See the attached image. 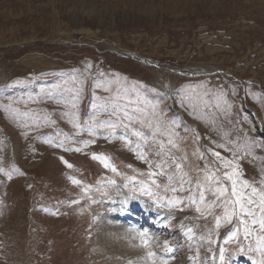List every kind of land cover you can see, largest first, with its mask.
Instances as JSON below:
<instances>
[{"label":"rangeland","instance_id":"rangeland-1","mask_svg":"<svg viewBox=\"0 0 264 264\" xmlns=\"http://www.w3.org/2000/svg\"><path fill=\"white\" fill-rule=\"evenodd\" d=\"M0 170V264H259L264 0H0Z\"/></svg>","mask_w":264,"mask_h":264},{"label":"bare ground","instance_id":"bare-ground-1","mask_svg":"<svg viewBox=\"0 0 264 264\" xmlns=\"http://www.w3.org/2000/svg\"><path fill=\"white\" fill-rule=\"evenodd\" d=\"M122 193V192H121ZM125 197V196H124ZM136 202V201H135ZM120 203V202H119ZM125 205L128 207L126 208L125 206V211H115L113 213H111L110 217H111V222L110 224H114V228L116 230V232L118 233L119 231H121L123 234H125V236L127 237L128 241H130L128 243L127 246L129 247H132L133 248V251L132 253H138V250L140 251H145L143 248L141 249V245H143L144 248H147L149 251L146 252V253H149V252H152L154 255L156 252L153 247V241H152V234L150 231L146 230L145 228H143V225H141V221L139 220H136L134 219V217H132V213L129 209H134L136 208L137 206H134V203L132 202H128L126 201L125 202ZM139 207V206H138ZM154 208V207H153ZM151 207H148L147 205L143 204V206L141 207V211L142 212H152V214H156L157 210L155 211V208L153 209ZM128 209V210H127ZM111 210V209H110ZM144 212V213H145ZM166 212V211H165ZM151 214V213H150ZM107 216V214L105 215V217ZM108 217V216H107ZM106 219H110V218H106ZM153 221V220H152ZM108 222V221H107ZM141 222V223H140ZM155 226H158V223H154ZM147 226V225H146ZM106 227V226H105ZM131 228H134V229H131ZM115 230L113 231V233L115 232ZM138 231H139V236L142 238L140 239L139 236L137 235L138 234ZM121 233V234H122ZM112 235V233H110ZM135 234V237L136 239L132 240V236H134ZM146 234V236L144 235ZM116 235V234H115ZM117 236V235H116ZM122 236V235H121ZM119 238V237H118ZM116 239V238H115ZM124 239V237H123ZM145 240L147 241V243L145 244ZM107 242V241H106ZM139 244V245H138ZM131 250V249H129ZM145 253V254H146ZM151 263V262H150Z\"/></svg>","mask_w":264,"mask_h":264},{"label":"snow or ice","instance_id":"snow-or-ice-1","mask_svg":"<svg viewBox=\"0 0 264 264\" xmlns=\"http://www.w3.org/2000/svg\"><path fill=\"white\" fill-rule=\"evenodd\" d=\"M75 151H80V149L77 148V149H75ZM212 155L216 156L218 159H221L220 154L218 152H213ZM92 158L95 159V160L101 161V163H103L106 168L107 167H110V163H109L108 158L102 157V156H96V155H93ZM141 158H143L142 155H141ZM227 166H228V164L226 162L225 163V167H227ZM68 167H71V165H68ZM177 168H179V165H177ZM0 171H2V170H0ZM112 171H115V168H112ZM149 175L150 176H154V175H156V173H149ZM225 177L228 180L232 181V195L234 197H238V194H237V191H236V181L233 179V176L232 175H229L228 173H225ZM9 178H11V177H9ZM73 183H79V181L73 180ZM152 183L155 184L156 181L155 180H152ZM157 187H159V185H157ZM173 191H175V189H173ZM216 191L219 192L221 195H223L226 192V189L223 188V187H220V188H217ZM253 191L255 192V190H253ZM203 199H204V197L201 194V201H203ZM241 199H242V197H238L234 202L236 204H240ZM168 203H169V205L176 206V205H179L180 203H182V201L177 200V199H171V200L168 201ZM241 208H243V205H241ZM260 210H261V212H264V194L261 195ZM196 211L197 212H201V208L200 207H197L196 208ZM250 214L251 213H249V212H245V215H250ZM229 222H230V217H229ZM241 223H243V221H241ZM259 223H260L261 230L264 231V219H261L259 221ZM216 227L217 228L220 227V221H219V219H217ZM188 231L191 232V229H189ZM245 232H246V235H247L248 234L247 229L245 230ZM144 235L146 236V234H144ZM235 236H236V233L235 232L230 233V235L228 236V238L225 240V244H228V242L230 240L234 239ZM259 241H260V245L261 246L258 247L256 250L258 252L264 253V237H260L259 238ZM146 243H147V241L145 240V244ZM249 251H251V249H249ZM220 253H221V255H220V261H221V264H223V261H224V255H223L224 249L223 248L220 249ZM148 255H149V257H152L154 254L152 252H149ZM162 264H163V262H162ZM259 264H264V260H261L259 262Z\"/></svg>","mask_w":264,"mask_h":264}]
</instances>
